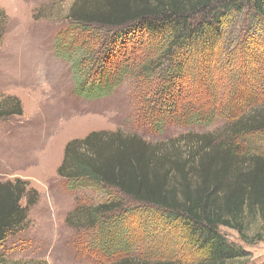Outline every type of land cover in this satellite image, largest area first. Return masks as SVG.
I'll return each instance as SVG.
<instances>
[{"label":"trees","instance_id":"trees-1","mask_svg":"<svg viewBox=\"0 0 264 264\" xmlns=\"http://www.w3.org/2000/svg\"><path fill=\"white\" fill-rule=\"evenodd\" d=\"M5 15L0 9V38ZM68 19L70 32L57 34L58 47L72 46L66 33L73 39L77 28L107 32L102 54H94L84 68L82 61L74 63L81 70L77 94L100 98L126 78L136 79L142 93L149 94L142 116L149 128H163L178 102L192 110L172 114V121L210 124L218 116L230 121L228 139L196 140L194 147L188 142L180 159L121 130L93 131L69 141L57 173L70 189L92 188L107 195L79 216L93 230L92 248L111 256L130 254L145 240L152 245L150 256L124 257L119 264H182L172 255L149 261L167 238L173 244L185 242L197 258L194 264L243 258L245 251L228 241L221 227L235 229L248 241L249 216L264 217V103L258 111H243L256 88L253 65L263 44L256 33L264 32V0H94L74 6ZM238 22L240 31L229 41L228 30ZM133 33L146 39L144 53L134 54L131 68L120 66L127 61L125 48ZM217 66L232 77L225 99L214 90ZM200 89L209 91L199 97ZM13 100L0 114H22L20 101ZM252 133L261 137V148L257 141L247 140L244 148L236 144ZM30 192L21 179L0 181V264H5L3 244L27 221L36 202ZM150 227L158 232H148Z\"/></svg>","mask_w":264,"mask_h":264},{"label":"rangeland","instance_id":"rangeland-1","mask_svg":"<svg viewBox=\"0 0 264 264\" xmlns=\"http://www.w3.org/2000/svg\"><path fill=\"white\" fill-rule=\"evenodd\" d=\"M92 3L94 0H0V9L7 17L0 38V111L10 109L16 98L22 110L20 115L0 114V181L21 179L28 183L30 197L36 200L29 209L27 221L13 230L3 244L5 264H119L124 257L142 259L152 254L148 249L152 245L145 240L130 254L111 256L92 248L93 230L79 216L82 210L104 201L107 195L92 188L70 189L57 173L65 147L72 139L84 138L93 131L121 130L136 133L151 145H161L160 151L174 153L180 159L186 154L182 152L188 149V142L194 147L196 140L220 142L230 136V121L225 117L218 116L210 124L172 121V114L191 109L185 102L174 106L163 128H149L142 120L144 99L149 94L142 93L143 86L136 79L126 78L119 87L100 98L89 99L77 94L81 70L74 63L80 60L84 68L92 62L94 54H102L107 32L97 27L77 28L73 39L66 33L73 42L70 47H58L56 36L70 32L68 17L74 6ZM240 26L238 22L228 30L229 41L236 39ZM256 37L263 44L255 54L256 88L252 89V101L244 105L245 113L260 110L264 103V32L258 31ZM145 43L140 34H131L125 48L127 61L120 66L127 64L131 68L136 62L135 55L144 53ZM217 67L220 71L214 69V90L225 99L232 77L224 75L221 66ZM189 83L184 84L187 89L191 88ZM208 91L200 89L197 96ZM260 138L252 133L236 144L244 148L247 140L257 141L256 147L261 148ZM248 224V241L235 229L221 227L227 240L245 251L243 258L227 264L264 262V217L253 214ZM148 232L158 230L150 227ZM160 243H163L161 250L155 251L149 261L172 255L182 264L197 262L185 242L173 244L165 238ZM128 263L135 264V261Z\"/></svg>","mask_w":264,"mask_h":264}]
</instances>
